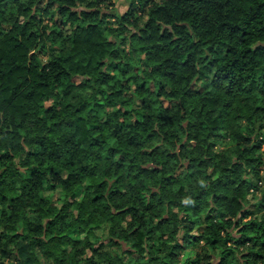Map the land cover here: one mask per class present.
<instances>
[{
	"label": "trees",
	"instance_id": "1",
	"mask_svg": "<svg viewBox=\"0 0 264 264\" xmlns=\"http://www.w3.org/2000/svg\"><path fill=\"white\" fill-rule=\"evenodd\" d=\"M113 6L0 0V264H264V0Z\"/></svg>",
	"mask_w": 264,
	"mask_h": 264
},
{
	"label": "rangeland",
	"instance_id": "2",
	"mask_svg": "<svg viewBox=\"0 0 264 264\" xmlns=\"http://www.w3.org/2000/svg\"><path fill=\"white\" fill-rule=\"evenodd\" d=\"M112 2L114 3V6H113L114 9L120 13H123L128 8L130 0H112ZM136 103H138V101ZM263 157H264V152H263ZM260 193L261 192H255V198H253V200L258 198L260 196ZM43 195L51 197L52 201L55 202L56 198L59 195V191L56 189L55 190L45 189L43 192ZM96 245L97 244H95V246ZM4 264H7V263L4 262Z\"/></svg>",
	"mask_w": 264,
	"mask_h": 264
}]
</instances>
